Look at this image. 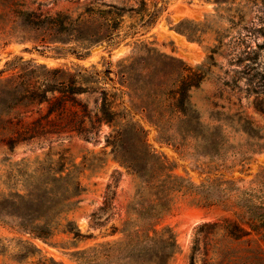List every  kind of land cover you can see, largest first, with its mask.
<instances>
[{
  "label": "trees",
  "instance_id": "obj_1",
  "mask_svg": "<svg viewBox=\"0 0 264 264\" xmlns=\"http://www.w3.org/2000/svg\"><path fill=\"white\" fill-rule=\"evenodd\" d=\"M213 1L221 6L237 0ZM263 7L264 2L260 9ZM165 9L166 0H92L74 16L65 11L31 9L26 0H0V51L13 41H31L39 51L50 49L56 56L71 54L83 59L96 46L104 45L109 52L121 45L131 46L129 55L116 62L104 58L102 66L94 63L50 68L16 55L0 69V146L14 151L17 144L44 133L58 137L76 134L97 141L102 126L107 124L111 130L105 146L111 148L113 159L136 178L120 225H112L102 235L117 237L72 251V258L79 264H171L180 245L173 228L163 225L162 220L182 197H190L204 207L235 208L233 218L206 222L199 228H223L235 240L264 241V175L250 187L232 180L195 183L175 173V164L152 147L147 130L136 119L141 115L157 128L163 141L177 149H192L211 161L227 152L222 126L206 123L192 101L193 91L217 65L215 54L223 40L218 38L206 62L196 65L161 51L146 35ZM208 21L184 18L173 28L191 41L203 42L211 31L217 35L221 32L220 28L208 27ZM237 53L244 54L245 60L252 59L249 45ZM44 102L49 105L48 113L30 124L24 125L22 118L14 115L21 106ZM242 129L257 135L249 119ZM96 159L106 162L104 156ZM3 160L11 162L8 156ZM49 164L47 168L40 161L33 183L22 190L0 188V225L29 236L20 240L22 260L41 253L35 239L48 242L60 231L71 234L75 241L97 238L93 232L83 233L70 216L79 202L76 198L86 190L81 174L90 164H78L64 153ZM117 187V180L109 183L104 203L89 214L92 228L101 227V215L113 206ZM259 252L257 249L255 257ZM48 260L62 264L54 258L37 264ZM191 260L195 264L194 255Z\"/></svg>",
  "mask_w": 264,
  "mask_h": 264
},
{
  "label": "rangeland",
  "instance_id": "obj_2",
  "mask_svg": "<svg viewBox=\"0 0 264 264\" xmlns=\"http://www.w3.org/2000/svg\"><path fill=\"white\" fill-rule=\"evenodd\" d=\"M91 1L26 0L31 9L52 13L65 11L74 16ZM263 2L237 0L233 5L219 6L213 0H166V9L161 18L146 35L149 40L155 41L161 51L178 56L192 65L206 62L211 48L219 43L218 38L223 40L222 47L215 54L217 65L211 68L208 77L192 95V101L201 111L205 122L212 127L222 126L227 139V152L223 156L211 161L196 155L192 149H177L160 138L153 124L141 115H136V119L147 130L152 147L175 164L176 174L189 177L195 183L232 180L250 187L258 176L264 175V7L260 9ZM184 18H207V26L220 28L221 32L217 35L211 31L203 42L191 41L173 28ZM247 45L252 50L250 60H245L244 54L237 53ZM41 49L45 52L35 49L31 41H13L0 51V69L16 55L23 56L25 60L34 59L52 68L74 64L90 66L94 63L102 66L104 58L116 62L131 52V46L128 45H121L112 52L100 45L93 47L85 58L79 59L71 54L56 56L54 50ZM81 97L86 98L85 95ZM48 111L49 105L44 102L21 106L14 115L21 117L22 123L26 125ZM247 119L256 126V136L242 129ZM110 130L104 124L97 141H88L76 134L68 136L69 133H63L58 137L55 133H44L29 142L17 144L14 151L0 146L1 189L22 190L26 184L33 183L34 176H37L34 170L41 166L40 161L48 168L49 163L59 159L63 153L78 164L88 162L90 165H86L81 174L86 190L76 198L79 202L70 216L83 233L93 232L97 236L96 239L75 241L71 234L60 231L48 242L35 239L41 253L22 260L19 257L20 240L28 239L29 236L0 225V264H37L45 258H54L62 264H79L72 258V251L84 249L96 241L117 237L102 235L112 225H120L136 178L113 159L111 148L105 146V137ZM7 156L11 162L3 160ZM97 156H104L106 162L97 161ZM115 180L118 181V187L112 199L113 206L101 215V227L92 228L89 214L104 203L107 186L115 183ZM234 210H227L223 205L204 207L197 205L190 197L180 198L172 212L162 220L163 225L173 228L180 245V252L172 258L171 264H192V255L195 256V264H264V241H247V238L235 240L223 228H199L206 222L233 218ZM251 238L257 239V236ZM257 249L260 252L255 257ZM46 264H51L50 260Z\"/></svg>",
  "mask_w": 264,
  "mask_h": 264
}]
</instances>
